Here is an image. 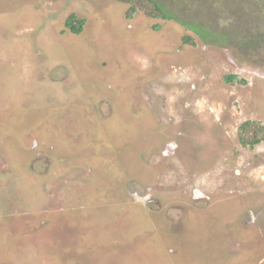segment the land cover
<instances>
[{"label": "rangeland", "instance_id": "rangeland-1", "mask_svg": "<svg viewBox=\"0 0 264 264\" xmlns=\"http://www.w3.org/2000/svg\"><path fill=\"white\" fill-rule=\"evenodd\" d=\"M160 1L0 0V264H264V0Z\"/></svg>", "mask_w": 264, "mask_h": 264}, {"label": "trees", "instance_id": "trees-1", "mask_svg": "<svg viewBox=\"0 0 264 264\" xmlns=\"http://www.w3.org/2000/svg\"><path fill=\"white\" fill-rule=\"evenodd\" d=\"M59 1V0H55ZM121 3H125L129 5V9L126 13L127 18L133 19L135 14L139 11H143L148 17H152L158 20H166L170 21L173 19L181 20L184 24L193 23L188 21V19H184L177 14V10L172 9L167 3H162L160 0H117ZM176 6V5H175ZM175 6H173L175 8ZM195 24V23H194ZM85 25L84 19H79L75 14L70 15L66 20V26L68 29L72 31L74 34H81L83 32V28ZM196 26L191 25V28L200 35L203 39H208V31L210 32L211 28L205 32L206 24L203 22L196 23ZM155 28L160 30V26L156 25ZM225 37H229L225 35ZM186 43H191L192 38L186 37L184 39ZM239 45H243L241 41L238 43ZM256 44H258L256 42ZM252 45V44H251ZM251 45H243L245 48H250ZM236 75H230L225 78L227 83H233L236 80ZM240 83H245L244 80H240ZM238 141L242 147L246 149H254L258 145L264 142V125L259 121H245L242 123L237 130Z\"/></svg>", "mask_w": 264, "mask_h": 264}]
</instances>
